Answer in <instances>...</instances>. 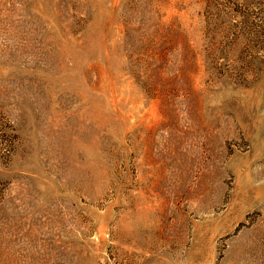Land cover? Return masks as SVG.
Masks as SVG:
<instances>
[{
	"label": "rangeland",
	"instance_id": "1",
	"mask_svg": "<svg viewBox=\"0 0 264 264\" xmlns=\"http://www.w3.org/2000/svg\"><path fill=\"white\" fill-rule=\"evenodd\" d=\"M0 264H264V0H0Z\"/></svg>",
	"mask_w": 264,
	"mask_h": 264
}]
</instances>
